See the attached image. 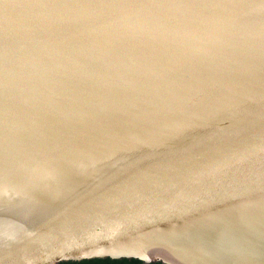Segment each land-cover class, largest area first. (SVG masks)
I'll return each instance as SVG.
<instances>
[{"label":"water","instance_id":"obj_1","mask_svg":"<svg viewBox=\"0 0 264 264\" xmlns=\"http://www.w3.org/2000/svg\"><path fill=\"white\" fill-rule=\"evenodd\" d=\"M264 264V0H0V264Z\"/></svg>","mask_w":264,"mask_h":264},{"label":"trees","instance_id":"obj_2","mask_svg":"<svg viewBox=\"0 0 264 264\" xmlns=\"http://www.w3.org/2000/svg\"><path fill=\"white\" fill-rule=\"evenodd\" d=\"M61 264H144V263L136 259H132V260L95 259V260H86L82 262H64ZM158 264H161V263H158Z\"/></svg>","mask_w":264,"mask_h":264}]
</instances>
